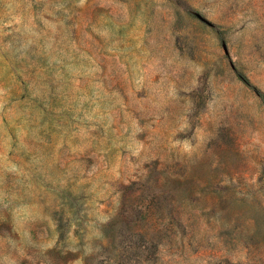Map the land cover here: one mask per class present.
Masks as SVG:
<instances>
[{"label": "rangeland", "instance_id": "374dc122", "mask_svg": "<svg viewBox=\"0 0 264 264\" xmlns=\"http://www.w3.org/2000/svg\"><path fill=\"white\" fill-rule=\"evenodd\" d=\"M255 88L264 0H0V264H264Z\"/></svg>", "mask_w": 264, "mask_h": 264}, {"label": "trees", "instance_id": "16d2710c", "mask_svg": "<svg viewBox=\"0 0 264 264\" xmlns=\"http://www.w3.org/2000/svg\"><path fill=\"white\" fill-rule=\"evenodd\" d=\"M244 78V81H246L247 83H250L249 82V79L247 78V77H245V76H243ZM256 89V93L259 95V97L261 98V100H262V102H263V104H264V91H262V90H260V89H257V88H255Z\"/></svg>", "mask_w": 264, "mask_h": 264}]
</instances>
